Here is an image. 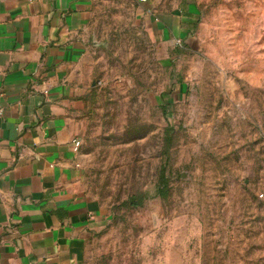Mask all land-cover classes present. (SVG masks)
Instances as JSON below:
<instances>
[{
    "label": "rangeland",
    "instance_id": "1",
    "mask_svg": "<svg viewBox=\"0 0 264 264\" xmlns=\"http://www.w3.org/2000/svg\"><path fill=\"white\" fill-rule=\"evenodd\" d=\"M194 17L160 41L148 16ZM83 264H264V0H92Z\"/></svg>",
    "mask_w": 264,
    "mask_h": 264
},
{
    "label": "crops",
    "instance_id": "2",
    "mask_svg": "<svg viewBox=\"0 0 264 264\" xmlns=\"http://www.w3.org/2000/svg\"><path fill=\"white\" fill-rule=\"evenodd\" d=\"M92 0H0V264H83L106 213L75 142L93 89ZM162 42L194 17L148 16Z\"/></svg>",
    "mask_w": 264,
    "mask_h": 264
},
{
    "label": "built area",
    "instance_id": "3",
    "mask_svg": "<svg viewBox=\"0 0 264 264\" xmlns=\"http://www.w3.org/2000/svg\"><path fill=\"white\" fill-rule=\"evenodd\" d=\"M140 2L144 3L146 2V0H139ZM75 147L78 148L79 147V143L78 141L75 142Z\"/></svg>",
    "mask_w": 264,
    "mask_h": 264
}]
</instances>
